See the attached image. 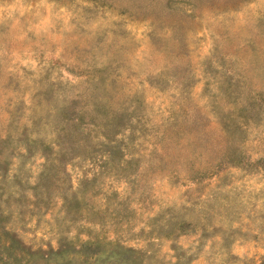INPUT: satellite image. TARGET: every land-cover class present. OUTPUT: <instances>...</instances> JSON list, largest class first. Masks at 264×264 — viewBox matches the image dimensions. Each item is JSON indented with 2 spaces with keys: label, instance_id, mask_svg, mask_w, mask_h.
I'll list each match as a JSON object with an SVG mask.
<instances>
[{
  "label": "rangeland",
  "instance_id": "374dc122",
  "mask_svg": "<svg viewBox=\"0 0 264 264\" xmlns=\"http://www.w3.org/2000/svg\"><path fill=\"white\" fill-rule=\"evenodd\" d=\"M0 264H264V0H0Z\"/></svg>",
  "mask_w": 264,
  "mask_h": 264
}]
</instances>
